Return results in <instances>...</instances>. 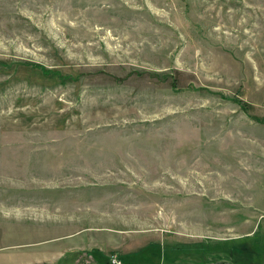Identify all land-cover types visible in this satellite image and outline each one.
I'll list each match as a JSON object with an SVG mask.
<instances>
[{"label": "rangeland", "instance_id": "374dc122", "mask_svg": "<svg viewBox=\"0 0 264 264\" xmlns=\"http://www.w3.org/2000/svg\"><path fill=\"white\" fill-rule=\"evenodd\" d=\"M81 220L264 264V0H0V245Z\"/></svg>", "mask_w": 264, "mask_h": 264}, {"label": "crops", "instance_id": "0c3cea01", "mask_svg": "<svg viewBox=\"0 0 264 264\" xmlns=\"http://www.w3.org/2000/svg\"><path fill=\"white\" fill-rule=\"evenodd\" d=\"M60 226L53 225L60 233L52 237H37L31 243L20 245H0V264H111L112 258L121 264L221 263L203 261L197 254L187 256L184 250L177 248L136 247L134 240L127 245L123 238L104 230V226L86 227L82 220L68 224L67 230L74 229L66 235L62 234ZM4 231L7 232V228ZM5 235L0 236V240Z\"/></svg>", "mask_w": 264, "mask_h": 264}, {"label": "built area", "instance_id": "2783aa9c", "mask_svg": "<svg viewBox=\"0 0 264 264\" xmlns=\"http://www.w3.org/2000/svg\"><path fill=\"white\" fill-rule=\"evenodd\" d=\"M111 264H121V263L118 260H115L114 258H112Z\"/></svg>", "mask_w": 264, "mask_h": 264}, {"label": "water", "instance_id": "95a60500", "mask_svg": "<svg viewBox=\"0 0 264 264\" xmlns=\"http://www.w3.org/2000/svg\"><path fill=\"white\" fill-rule=\"evenodd\" d=\"M223 264H229V263H223Z\"/></svg>", "mask_w": 264, "mask_h": 264}]
</instances>
